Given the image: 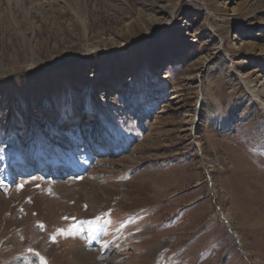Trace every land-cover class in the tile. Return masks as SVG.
Segmentation results:
<instances>
[{
	"label": "rangeland",
	"instance_id": "1",
	"mask_svg": "<svg viewBox=\"0 0 264 264\" xmlns=\"http://www.w3.org/2000/svg\"><path fill=\"white\" fill-rule=\"evenodd\" d=\"M250 89L264 0H0V264H264Z\"/></svg>",
	"mask_w": 264,
	"mask_h": 264
},
{
	"label": "bare ground",
	"instance_id": "2",
	"mask_svg": "<svg viewBox=\"0 0 264 264\" xmlns=\"http://www.w3.org/2000/svg\"><path fill=\"white\" fill-rule=\"evenodd\" d=\"M242 44H244V43H242ZM244 47V46H243ZM91 52L92 51H88L84 56L85 57H87L89 54H91ZM30 69H33V68H30ZM249 91V94H250V96L254 99V101L258 104V105H260L263 109H264V101L262 100V99H260V95L259 94H261V95H263L264 94V91L263 90H261L260 92H256V90H254V89H250V90H248ZM84 123V122H83ZM9 138V136L8 137H2V135L0 134V141L1 142H3L4 144H7V139ZM112 144L115 146V145H117L118 144V142H117V139H115V136L113 135V140H112ZM7 146V145H6ZM2 148V147H1ZM75 168V167H74ZM3 169H5V167H3ZM81 169V168H80ZM7 174V172H5L4 170H1L0 171V180H2V181H6L7 180V178L9 179V177H10V175H6ZM97 226H101V224L99 223V224H97ZM79 227V226H78ZM147 229L149 228L148 226L146 227ZM146 228H144L143 229V231H142V234H144L145 236H147V237H149V232L146 230ZM77 229V228H76ZM121 229V228H120ZM150 229V228H149ZM87 230V231H86ZM100 230V229H99ZM102 230V232L101 233H99L100 231ZM101 230L98 232V228L97 227H95L94 229H92L91 228V226L90 225H84V224H82V233H81V231L80 230H75L76 231V233H75V236L78 234V233H81L84 237H88V242H87V246L89 245V241L92 239V237H93V234H95V238H94V240H93V242H100L101 241V239L103 238V234H104V232H105V230H104V227L102 226L101 227ZM84 231H86V232H89V234H85L84 235ZM126 234V232H116L115 233V240L117 241V243L118 242H120L119 240H120V238H122L124 235ZM97 235V236H96ZM109 236V235H108ZM150 238V237H149ZM106 239V238H105ZM104 239V240H105ZM151 239V238H150ZM70 241H71V243H72V251L70 252V254H71V256L73 257V258H75L76 259V261L78 262V264H101V258L99 257V256H93V258H91V255H92V251L91 250H87V251H83V249H82V246H81V240H78L76 237L75 238H71L70 239ZM98 242H97V244H98ZM155 243L157 242V240L156 241H154ZM132 243H134V241H132ZM100 247V246H99ZM98 250V249H97ZM96 250V251H97ZM108 250V249H107ZM100 251V250H99ZM98 251V252H99ZM102 253H104V251H102ZM141 255H142V252H141ZM141 259H143L142 257H141ZM147 261V260H146ZM15 264H21V263H19L20 262V260H19V262H15V261H13ZM24 264V263H23Z\"/></svg>",
	"mask_w": 264,
	"mask_h": 264
},
{
	"label": "snow or ice",
	"instance_id": "3",
	"mask_svg": "<svg viewBox=\"0 0 264 264\" xmlns=\"http://www.w3.org/2000/svg\"><path fill=\"white\" fill-rule=\"evenodd\" d=\"M68 234L73 236V238H75V229H69L68 230ZM42 264H46V261H42Z\"/></svg>",
	"mask_w": 264,
	"mask_h": 264
}]
</instances>
